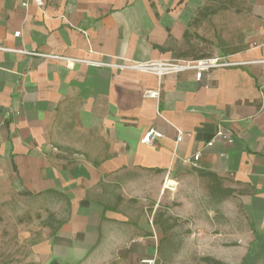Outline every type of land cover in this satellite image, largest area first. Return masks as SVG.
Instances as JSON below:
<instances>
[{
  "label": "crops",
  "instance_id": "crops-1",
  "mask_svg": "<svg viewBox=\"0 0 264 264\" xmlns=\"http://www.w3.org/2000/svg\"><path fill=\"white\" fill-rule=\"evenodd\" d=\"M205 5L46 0L40 8L0 0V193L64 211L47 241L51 259L168 264L162 242L173 249L182 239L173 240L172 212L157 202L163 184L184 174L201 178L217 202L234 203L264 234V26L230 52L194 49L193 22ZM204 57L238 64L201 80L193 71L159 78L98 64ZM149 90L158 97L145 96ZM150 128L163 137L143 144ZM219 129L233 142L209 145Z\"/></svg>",
  "mask_w": 264,
  "mask_h": 264
},
{
  "label": "rangeland",
  "instance_id": "rangeland-1",
  "mask_svg": "<svg viewBox=\"0 0 264 264\" xmlns=\"http://www.w3.org/2000/svg\"><path fill=\"white\" fill-rule=\"evenodd\" d=\"M261 1L206 0L203 14L193 22L200 33L193 29L192 48L226 53L246 45L264 26ZM161 193L157 208L172 212L173 240L182 239L181 247L173 249L162 242V259L168 264H236L264 246V234L251 229L234 203L217 202L201 178L184 174L166 188L163 184ZM63 217L50 200L1 192L0 264H60L49 257L47 241Z\"/></svg>",
  "mask_w": 264,
  "mask_h": 264
},
{
  "label": "built area",
  "instance_id": "built-area-1",
  "mask_svg": "<svg viewBox=\"0 0 264 264\" xmlns=\"http://www.w3.org/2000/svg\"><path fill=\"white\" fill-rule=\"evenodd\" d=\"M34 1L40 8H43L46 3V0H34ZM24 5H26V3H24ZM20 34H21L20 31L15 32V36H19ZM23 51L28 54H35V55H41L51 58L63 59L66 60L68 64H75L85 61L81 58L43 54L33 50H23ZM98 64L104 66H111L119 69H132V70L147 72V73L155 74L159 78H162L163 76L168 74H177L185 71H193L196 74V78L198 80H201L205 72L215 67L233 66V65H237L238 63L233 62L225 57H204L194 60L165 59V60H148V61H132V62H127L125 60H121L120 58L115 62H99ZM158 95H159L158 91L149 90L145 92V96L147 97H158ZM161 137H163V133L161 131L157 130L156 128H150L142 136L141 142L143 144L153 145L155 141ZM217 139L225 140L227 142H233V137L223 129H219L216 132L213 140L210 141L208 144L211 145ZM200 156H201V152L199 151L193 156L192 162L196 164V161L199 159ZM143 262L147 264H155V259L147 258V259H143Z\"/></svg>",
  "mask_w": 264,
  "mask_h": 264
},
{
  "label": "flooded vegetation",
  "instance_id": "flooded-vegetation-1",
  "mask_svg": "<svg viewBox=\"0 0 264 264\" xmlns=\"http://www.w3.org/2000/svg\"><path fill=\"white\" fill-rule=\"evenodd\" d=\"M258 249V252L251 256H244L241 261L236 264H264V246H261Z\"/></svg>",
  "mask_w": 264,
  "mask_h": 264
},
{
  "label": "trees",
  "instance_id": "trees-1",
  "mask_svg": "<svg viewBox=\"0 0 264 264\" xmlns=\"http://www.w3.org/2000/svg\"><path fill=\"white\" fill-rule=\"evenodd\" d=\"M211 175H214V177H216L215 174H211ZM207 260H211V258H206ZM214 263L215 264H224L223 262L219 261V260H214Z\"/></svg>",
  "mask_w": 264,
  "mask_h": 264
}]
</instances>
